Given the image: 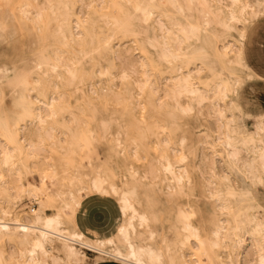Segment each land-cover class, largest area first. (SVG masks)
<instances>
[{
  "label": "snow or ice",
  "instance_id": "6c2138e0",
  "mask_svg": "<svg viewBox=\"0 0 264 264\" xmlns=\"http://www.w3.org/2000/svg\"><path fill=\"white\" fill-rule=\"evenodd\" d=\"M80 7L87 8L89 15L79 18L73 34L74 40L82 42L76 59L62 66L59 61L37 62L22 56L9 65V85L26 88L32 95L21 96L0 116V195L9 201L24 197L38 201L35 222L53 232L65 222L59 236L63 242L60 257L48 249L50 233L41 232L26 264H92L75 247H69V235L81 249L99 253L96 264H100L105 246L113 244L115 237L89 241L76 229L75 219L86 214L88 221L102 223L116 207L125 217V226H119V237L123 238L126 227H130L129 213L136 218L139 211L141 228L160 223L167 202L184 196H189V202L176 217L175 228L168 229L172 235L164 238L159 252L147 250L154 264H187L176 259L173 252L175 249L179 255L192 240L200 250L223 249L225 258L219 264H236L234 258H227L229 241L235 247L244 233L258 238L260 264H264V148L257 166L245 150L248 140L244 128L245 123L255 121L257 129L264 132V96L257 107L250 91L257 84L264 91V0L249 4L232 0L230 5L211 0H126L109 6L87 3ZM104 7L116 11L111 16L99 12L92 15L93 9ZM80 24L85 30L92 26V43L86 52L83 42L88 37L80 31ZM6 31L0 26V33ZM68 113L71 123L62 124L60 117ZM206 115L221 128L226 123L228 129L219 140V152L212 148L225 168L213 199H220L226 189L229 196L239 193L243 200L234 226L230 222L227 228L214 231L215 240L204 236L212 221L192 202L195 197L191 195L198 190L207 194L209 186L202 188L200 183L206 158L194 166L187 189L169 188L166 197L154 189L149 191L147 171L141 175L136 167L137 163H148V153L143 149L160 131L177 133L178 144L188 148L187 156L197 158L204 146L200 123ZM61 128L63 131H58ZM216 144L213 139L212 145ZM37 152L43 153L39 159L47 158V171L33 189L24 185L23 177L31 169L19 166L18 154L22 161L25 155L36 158ZM85 159L92 169L87 177L80 172ZM211 163L215 168L214 158ZM58 172L66 178L71 174V199L67 189L56 190ZM212 175L215 177L216 172ZM49 178L50 186L45 183ZM85 195L91 198L83 202ZM227 205L224 201L222 211H228ZM45 208L52 209L51 218L42 219ZM21 230L30 231L28 227ZM221 231L225 234L223 243ZM56 238L53 236V242ZM112 255L121 260L120 252ZM0 264L6 262L0 260Z\"/></svg>",
  "mask_w": 264,
  "mask_h": 264
},
{
  "label": "bare ground",
  "instance_id": "6f19581e",
  "mask_svg": "<svg viewBox=\"0 0 264 264\" xmlns=\"http://www.w3.org/2000/svg\"><path fill=\"white\" fill-rule=\"evenodd\" d=\"M77 1L78 0H0V26L7 29L5 33H0V45H5L10 53L20 51L21 46L26 43L32 44L35 47L37 46L41 48V50H35L31 53L22 55L28 57L30 60L35 59L37 62L44 61L45 63H55L59 61L63 66L69 61L76 59L77 55L82 51V42L73 39V34L76 33L74 29L77 30V24L79 23V17L76 13ZM100 1H102V5L105 6L126 2V0ZM180 2H183V0H180ZM211 2L230 5L232 0H211ZM238 2L241 4H249L256 3L257 0H238ZM65 4L71 5L72 7L66 9L63 7ZM115 11V9L110 7L97 8L93 9L92 15L96 16L99 12L100 14L111 16ZM91 27V24H89L87 30H85V26L80 24V31H83L85 36L88 37V39L83 42V51L85 52L92 43L89 35ZM65 35L67 36V43H65ZM97 37L99 39V33H97ZM10 53L7 55L6 51L0 50V95H5L7 92L13 93L14 101L11 103L13 105L21 96H31L32 93L26 88L9 85L7 81V75L11 73L9 65L13 64L18 57H22H14V55ZM44 70L46 71L47 68ZM169 79H172V77H169ZM48 103L51 102L48 101ZM8 109L10 108L6 106L3 99L0 100V116L6 113ZM205 113L207 114V109H205ZM209 119L211 118H208L206 115L200 123V128L204 133V146L199 150L197 158H189L187 156L188 148H182L178 144L176 139L177 133L165 134L163 131H160L156 134L155 140V149L157 153L153 151L154 154L150 155L152 151L149 152L148 149H145L149 153L148 163H137L136 167L140 169L141 175L147 171L148 180L146 183L150 186L149 191L154 189L156 193L165 195L166 197L169 188L178 190L183 186L187 189L188 181L195 174L193 170L194 166L200 163V158H206L208 162L204 165V173L200 176V183L202 188L205 185L209 186L207 194L204 191L198 190L191 195L195 197L192 202L196 203L198 209L203 212L204 216L212 221V223L208 225V231L204 233V236L209 240H215L216 237L213 235L214 231L227 228L230 222L234 226L235 214L242 211L243 200L239 193H237L235 197L229 196L226 189L221 193L220 199H213V197L217 195L221 183L218 178L221 173L225 171V168L221 167L222 158L218 154H214L212 148L215 147L217 153L219 152L221 147L219 140L223 139L228 129L226 123L224 128H221L219 125L217 131L219 135H214L215 132L209 124ZM32 131L35 133V129ZM246 133L248 144L245 150L256 162V165L259 166V153L260 150L264 148V143H262L264 132H260L255 126L254 131H246ZM197 137L199 138V134H197ZM213 139L217 140L215 146L212 145ZM204 148L210 149L214 154L215 168H213L211 163L213 158L203 153L202 149ZM42 155L43 153L37 152L35 154L36 158L32 159H29L28 156L25 155L21 161L18 154L19 166L24 169H31V172L25 174L23 177L25 187L31 185L32 188L35 189L42 182V173L47 171V158L44 160L39 159ZM181 156H184L185 159L181 160ZM32 164H35V166H32ZM87 164L88 160L85 159L80 168V172L84 177H87L92 172V169L88 168ZM169 168L170 170L166 171V169ZM213 171L216 172L215 177L212 175ZM33 173L37 175V180L35 182H30L26 179V175ZM57 176L59 179L57 180L56 190L67 189V198L71 199L72 188L74 187L71 174L66 178L63 176L62 172H58ZM65 179L68 180L67 184L64 183ZM49 180L52 182L50 178ZM76 195H79V193H76ZM89 196L90 195H85L84 199ZM19 201L20 200L15 199L9 201L6 196L0 195V240H11L18 243L22 248L19 251L18 258H15L16 260L14 261L12 260L14 258L13 255L8 254L9 256H7L5 250L0 248V260H4L6 264H26L27 261L32 259L29 253L32 251L34 240L40 238L41 232L50 233L48 236V249L59 258L60 252L63 249V242L59 239V236L61 230H65V222L61 221L60 228L56 229L55 232L50 228H44L43 223L38 224L35 222V217L33 215L35 211L40 209L39 202L37 201L38 208L32 210L30 215L22 216L16 213L14 214L13 210ZM224 201H228V211H222ZM188 202L189 196L177 197L174 201H168L161 215L160 223L153 222L151 224H146L143 228L140 226L139 211L136 218H133L131 213H129L127 219L130 227H126L123 238L119 237V226H125V217L121 213V221L116 231L109 237L99 239L100 241H105L115 237L113 244L105 246L106 254L100 257V263L117 262L123 264V261H126V264H154L153 257L148 254L147 250L151 249L153 252H159L164 238L172 235L168 229L175 228L176 217L183 206ZM136 208L139 210V205H137ZM48 210L52 209H43L42 219L52 217L53 212L48 215L46 213ZM73 224L76 229H79L76 219L73 221ZM24 227H28L30 231L27 233L23 232L21 229ZM53 227H55V225ZM80 232L89 241L95 242L97 240L87 237L81 230ZM235 235L236 234L233 233V236ZM53 236L57 237L54 242L52 239ZM153 236H155V239H153ZM224 236V232L221 231L219 237L221 243L224 242ZM66 239L70 242L69 247H75L85 258H87L85 250L96 253L91 248L81 249L78 241H71V235L67 236ZM248 242H250V244H248ZM248 247L255 249L256 259L254 264H260L262 257L258 238L247 235L246 233L241 236V242L237 243L235 247H231V241H229L227 258H234L236 264H240L243 259L245 260L248 257ZM141 249L145 251L142 252ZM114 252H120L121 260H118L112 255ZM96 254L97 257L93 260V264H96L99 257V253ZM173 254L176 259L186 261L187 264H219V261L225 258L223 249L213 250L209 247L206 250H200L195 240L189 241L188 246L180 249L179 255H176L175 249ZM165 255H167L166 248ZM244 264H248V262H244Z\"/></svg>",
  "mask_w": 264,
  "mask_h": 264
},
{
  "label": "rangeland",
  "instance_id": "374dc122",
  "mask_svg": "<svg viewBox=\"0 0 264 264\" xmlns=\"http://www.w3.org/2000/svg\"><path fill=\"white\" fill-rule=\"evenodd\" d=\"M91 1H93V2H91ZM87 3H92V4H96V5H102V1H100V0H83V1L78 0L77 4H76V13H77V16L79 18L81 16H88V14H89L88 9L80 7V5L87 4ZM74 31L77 32V30H75V29H74ZM257 47H259V44H257ZM0 50L1 51H6L7 55H9V53H10V52H8L9 50L7 49V47H5V45H0ZM35 50L36 51L37 50H41V48H39L37 46L35 47L32 44H27L26 43V44L21 46V50L20 51L13 52V53H10V54L14 55V57L15 56L18 57V56H22V55L31 53L32 51H35ZM36 75H37V78L40 77V70H37ZM250 91H252L254 93V96H255V99H256V103H257V107H258L259 104H260V98L262 96H264V91L261 90L259 84H257L255 89H250ZM13 95H14L13 93L11 94V93L7 92L5 95H0V100L3 99V101L6 104V106L8 108H11L12 107L11 103H12V101H14V96ZM48 101L51 102V99H48ZM71 120H72L71 113H68L66 116L62 115L60 117V121H61L62 124L63 123H69L70 124ZM209 124L211 125V128L215 132L214 135L218 136L219 135L218 132H217L218 131V126H219L218 122L215 119H209ZM255 126H256V122L253 121L252 123H245L244 128H245L246 131L252 132V131L255 130ZM58 131H63V129L62 128L58 129ZM150 139L153 140L154 142L148 144V146H146L145 149H148L149 152L152 151L150 153V155H151V154L157 153L156 152L157 150L155 149L156 148V145H155L156 135L150 137ZM145 149H143V150H145ZM148 151H147V153H148ZM153 151H154V153H153ZM202 151H203L204 154L209 155L210 158L214 157V154L211 152L210 149L204 148V149H202ZM148 155H149V153H148ZM32 166H35V164H32ZM205 176H207V175H205ZM26 179L28 181H30V182H35L37 180V175L34 174V173L33 174H28V175H26ZM46 183L49 186L52 184V182L49 179L46 180ZM90 198L91 197L89 196L86 199H84V201L86 202ZM37 208H38V203H37V201H35V199H28L27 197H24L15 205L13 210H14V214L16 213L18 215L25 216V215H30L32 210H34V209L36 210ZM46 213L48 215H50L52 213V210H48ZM82 218H84L85 226H89L91 223L93 225L95 224L94 226H97V231L96 232H89V233H86V235L88 237L92 238V239H98V238H104L105 236H107V234L111 235L113 232H115L119 222L121 221V213H119L117 211V208L114 207L113 210L111 211V213L109 214L108 219L104 220L102 223H99V222H96V221H88L86 219V216L82 217ZM248 244H250V242H248ZM0 248H2V250L3 249L5 250V253H6L7 256H9L10 254L13 255L14 256V258L12 257L13 261L18 258L19 251H20V249H22L21 246L18 243L13 242L11 240L7 241L6 239L0 240ZM254 250H255L254 248L248 247V252H249L248 253V257L245 260L243 259L244 262H248V264H254L255 259H256V256H255L256 253H255ZM85 253L87 255V259L92 261V264H93V260H95V258L97 257V254L92 252V251H88V250H85ZM111 261H113V260H111Z\"/></svg>",
  "mask_w": 264,
  "mask_h": 264
},
{
  "label": "crops",
  "instance_id": "0c3cea01",
  "mask_svg": "<svg viewBox=\"0 0 264 264\" xmlns=\"http://www.w3.org/2000/svg\"><path fill=\"white\" fill-rule=\"evenodd\" d=\"M85 202V201H83ZM86 214H82L80 215L77 219H76V222L78 224V227L79 229L86 235V233H89V232H96L97 231V226H94L92 223L89 225V226H85L84 224V218L82 217H85ZM117 229V228H116ZM116 231V230H115ZM114 233V232H113ZM112 233V234H113ZM111 234V235H112ZM110 234H107V236H105L104 238L106 237H109ZM87 236V235H86ZM88 237V236H87ZM90 238V237H89ZM98 239H102V238H98ZM100 264H121V263H117V262H104V263H100Z\"/></svg>",
  "mask_w": 264,
  "mask_h": 264
}]
</instances>
